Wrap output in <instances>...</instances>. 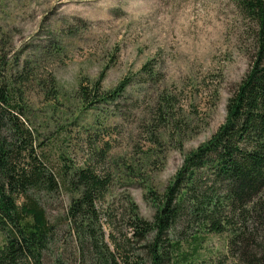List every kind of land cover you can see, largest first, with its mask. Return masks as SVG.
<instances>
[{
	"label": "rangeland",
	"instance_id": "rangeland-1",
	"mask_svg": "<svg viewBox=\"0 0 264 264\" xmlns=\"http://www.w3.org/2000/svg\"><path fill=\"white\" fill-rule=\"evenodd\" d=\"M256 33L236 0H0V80L18 77L49 167L107 180L98 211L107 240L122 241L130 202L153 220L186 155L225 122ZM74 196L62 187L42 199L68 255ZM225 241L212 236L207 250L225 253Z\"/></svg>",
	"mask_w": 264,
	"mask_h": 264
},
{
	"label": "trees",
	"instance_id": "trees-1",
	"mask_svg": "<svg viewBox=\"0 0 264 264\" xmlns=\"http://www.w3.org/2000/svg\"><path fill=\"white\" fill-rule=\"evenodd\" d=\"M236 2L257 25L256 53L226 120L186 155L153 220L130 202L122 241L107 240L98 211L107 180L89 168L49 167L23 118L18 77L0 80V264H264V0ZM62 187L75 195L65 215L69 255L56 246L62 227L42 202ZM221 235L226 252L215 256L206 244Z\"/></svg>",
	"mask_w": 264,
	"mask_h": 264
}]
</instances>
